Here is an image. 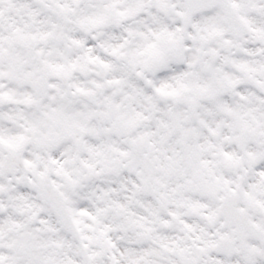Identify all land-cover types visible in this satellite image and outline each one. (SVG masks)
I'll return each mask as SVG.
<instances>
[{
    "label": "clouds",
    "instance_id": "9594fccd",
    "mask_svg": "<svg viewBox=\"0 0 264 264\" xmlns=\"http://www.w3.org/2000/svg\"><path fill=\"white\" fill-rule=\"evenodd\" d=\"M0 264H264V0H0Z\"/></svg>",
    "mask_w": 264,
    "mask_h": 264
}]
</instances>
